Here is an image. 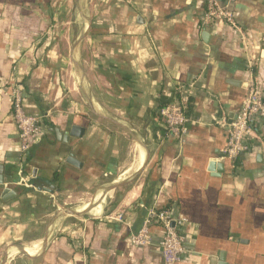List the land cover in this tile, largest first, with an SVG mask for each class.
Instances as JSON below:
<instances>
[{"label": "crops", "instance_id": "0c3cea01", "mask_svg": "<svg viewBox=\"0 0 264 264\" xmlns=\"http://www.w3.org/2000/svg\"><path fill=\"white\" fill-rule=\"evenodd\" d=\"M218 1L242 34L201 30L204 0H0V264H165L160 227L128 242L150 209L186 220L176 264H264V121L234 164L220 127L248 81L264 94V0ZM13 84L42 128L24 154ZM181 98L178 139L159 110ZM119 184L104 207L51 209Z\"/></svg>", "mask_w": 264, "mask_h": 264}, {"label": "built area", "instance_id": "2783aa9c", "mask_svg": "<svg viewBox=\"0 0 264 264\" xmlns=\"http://www.w3.org/2000/svg\"><path fill=\"white\" fill-rule=\"evenodd\" d=\"M217 24H225L242 34L234 13L226 6H221L218 0H204V11L199 19V28L203 31ZM183 89H180V96ZM12 117L15 121L18 136L19 150L28 152L36 143L41 126L39 118L28 115L23 106V98L18 84H13L10 90ZM159 117L165 123L168 131L176 138L181 139L187 133L189 117L187 116L186 99L181 98L172 104L160 108ZM264 121V94L256 80H250L245 89V95L238 111L231 122L226 119L220 122L225 133L226 144L222 151L223 159L231 164L248 150L247 140L253 135L254 123ZM23 184H25L23 182ZM186 220L175 217L172 210L150 209L140 228L128 237L129 245L134 248H144L152 245L151 227L159 226L162 236L157 246L165 264L179 263L186 248L184 237L181 234Z\"/></svg>", "mask_w": 264, "mask_h": 264}, {"label": "rangeland", "instance_id": "374dc122", "mask_svg": "<svg viewBox=\"0 0 264 264\" xmlns=\"http://www.w3.org/2000/svg\"><path fill=\"white\" fill-rule=\"evenodd\" d=\"M88 197L89 196L66 197V198L62 197V198H59L58 200H55L54 208L52 207L51 209L54 210L53 212H55L56 210H59V209H69V208H73V207H78L82 203L85 204L86 202H89L92 199V197H89V198ZM109 201H110V198L106 197L105 200H104V205L105 206L108 205ZM104 205H103V207H104ZM78 212H76V213H78ZM88 213L91 214V213H94V211H90ZM80 215H82V214H80ZM77 217L80 218L82 216H75L73 218H77Z\"/></svg>", "mask_w": 264, "mask_h": 264}, {"label": "water", "instance_id": "95a60500", "mask_svg": "<svg viewBox=\"0 0 264 264\" xmlns=\"http://www.w3.org/2000/svg\"><path fill=\"white\" fill-rule=\"evenodd\" d=\"M209 35L207 34V33H203V37H208ZM245 87V89H246V86H244ZM234 116V115H233ZM233 116H231V118H230V120H229V122H231V120H232V118H233ZM71 135H73V134H71ZM76 136V135H75ZM3 183V179L2 178H0V184H2ZM122 185L123 184H119V185H117V186H115L114 188H112L111 190H108V191H104V192H100L99 193V195H97L98 197H96L94 200H96V199H100V198H102V197H104V198H106L107 196H109V195H111L112 193H114L115 191H117L120 187H122ZM44 191H50L49 189H43ZM10 193V190H8V189H6L5 191H4V195H8ZM96 196V195H95ZM94 196V197H95ZM81 206V205H80ZM80 206H78V207H80ZM78 207H73V208H71L70 209V211L69 212H71L70 214H72V213H75L76 212V210L78 209Z\"/></svg>", "mask_w": 264, "mask_h": 264}, {"label": "bare ground", "instance_id": "6f19581e", "mask_svg": "<svg viewBox=\"0 0 264 264\" xmlns=\"http://www.w3.org/2000/svg\"><path fill=\"white\" fill-rule=\"evenodd\" d=\"M79 61V60H78ZM79 64V63H78ZM78 71V70H77ZM81 72V71H80ZM137 140V139H136ZM140 157V154L138 155V157L136 159H138ZM109 190V189H108ZM93 197V196H92ZM96 197L92 198L89 202H86L85 204L82 203L80 207H78V209H86V208H90V209H98L101 208L104 202V199H96L94 200ZM101 206V207H100Z\"/></svg>", "mask_w": 264, "mask_h": 264}, {"label": "trees", "instance_id": "16d2710c", "mask_svg": "<svg viewBox=\"0 0 264 264\" xmlns=\"http://www.w3.org/2000/svg\"><path fill=\"white\" fill-rule=\"evenodd\" d=\"M159 227V226H158Z\"/></svg>", "mask_w": 264, "mask_h": 264}]
</instances>
